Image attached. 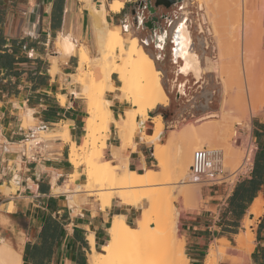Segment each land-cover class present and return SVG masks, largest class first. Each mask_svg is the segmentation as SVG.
Here are the masks:
<instances>
[{"label": "crops", "instance_id": "crops-1", "mask_svg": "<svg viewBox=\"0 0 264 264\" xmlns=\"http://www.w3.org/2000/svg\"><path fill=\"white\" fill-rule=\"evenodd\" d=\"M103 1L89 0L97 7ZM105 1L110 26L123 25L122 34L148 40L158 49L155 57H163L165 48H158L153 36L160 26L169 31L165 22L171 26L174 17L168 10L179 0L159 6L156 0H123L119 12L110 10L114 0ZM148 33L149 38H143ZM63 38L76 44L75 52L68 54L58 47ZM170 40L172 44L171 35ZM83 47L98 54L96 19L87 0H0V239L20 254L22 264H90L91 233L95 249L100 250L111 237L114 215L123 214L130 224L140 218L137 207L119 200L102 209L86 192H73L85 181V166L71 163V142H83L90 115L82 87L71 79ZM117 94L118 90L107 91L106 97L114 103L111 108L119 119L128 104ZM157 114L161 113L149 111L148 134L153 128L151 118ZM117 132L112 123L108 155L121 142ZM239 139L241 147L253 146L247 170L232 182L214 185L204 207L181 218L189 264H206L212 242L230 241L247 232L246 220L251 222L254 249L240 264H264V213L257 217L252 212L255 201L264 199V109L253 116L251 134ZM136 142L129 167L142 173L157 161L153 148L140 135Z\"/></svg>", "mask_w": 264, "mask_h": 264}, {"label": "bare ground", "instance_id": "bare-ground-1", "mask_svg": "<svg viewBox=\"0 0 264 264\" xmlns=\"http://www.w3.org/2000/svg\"><path fill=\"white\" fill-rule=\"evenodd\" d=\"M87 1L96 19L98 54L93 57L87 49L81 48L78 68L71 74L72 82L82 87L90 113L86 121L87 133L83 142L81 144L71 142V163L77 168L80 166L86 168L85 181L77 185L73 192L77 194L86 192L96 197L102 209L109 208L113 199L142 208L141 216L135 224L128 223L123 214L114 215L109 226L111 237L100 250L95 249L94 234L88 236L93 249L89 257L90 264H189L184 251L186 240L185 237L176 236L179 230L174 223L173 213L167 212L156 220V226H152L151 209L148 205L151 202L157 209L170 208L174 201L175 188L179 190L178 192L184 193L186 199L194 197L193 193L183 186L187 183H190L188 186L195 185L187 180L192 159L182 169L184 175L180 181L172 168L166 165L162 149V139L167 136L163 116L158 115L155 120L151 118L154 123L153 132L151 134L146 132L150 119L149 111L157 109L160 105L166 106L171 100L161 76L162 71L140 38L125 37L122 34L123 25L110 26L107 21L108 10L105 0L101 7ZM197 1L204 11V20L209 24L208 31L215 41V48H212L215 49L216 58L221 62L224 59L230 61V78L235 84H229L223 73H220L223 70H220L221 64L218 66L219 60L213 63L207 58L206 61L211 63L208 66L203 64L201 56L193 48V34L188 18L184 16L177 22L176 27L174 26L171 34V61L175 65L174 82L177 98L190 96L186 81L194 80L198 84L201 83L206 69L216 73L222 85L220 94L223 100L218 114L222 116L223 121L200 126L193 124L189 131L197 140V149L203 147L202 143L217 138L230 148L231 130L236 125L250 128L251 116L264 109V52H257L263 44L264 16L259 13L257 0ZM186 6L185 3L184 14H188ZM109 7L111 11L119 12L124 7V1H111ZM218 8H221V11H218ZM219 13L224 18L220 17V22H216L219 20L217 17ZM221 14L219 16H222ZM199 28L200 32L204 31L202 25ZM165 36L161 37L162 41L165 40ZM208 42L202 41V44L206 45L205 49ZM58 47L68 54L77 49L76 44L67 38L61 39ZM95 66L101 68L100 73L93 70ZM114 74L120 82L118 86L113 79ZM117 90L119 91L117 96L129 105L119 119L115 118L111 108L114 103L106 97L107 91ZM210 93L212 96L217 94L216 91ZM61 99L64 103L65 96L62 95ZM213 102L209 99L205 106L210 107ZM216 115L212 112L197 119L196 122ZM28 116L32 118L31 111ZM112 123L116 125L121 142L112 148V158L104 159ZM234 134L238 135V132L234 130ZM65 135L69 137L68 130ZM137 135H140L143 143L152 145L155 159L162 168H146L141 173L129 167L131 151L137 150ZM178 135L181 138L183 134H176L174 131L170 138L174 141ZM252 212L257 217L264 213L263 198L255 201ZM253 240L254 234L249 230L237 235V251L230 249L235 247H230L227 238L218 240L219 244L211 246L206 264H217V256L228 251H232V263H243L254 249ZM161 241L164 242L165 248L154 249ZM222 258L229 260L225 256ZM0 264H22L20 254L3 239H0Z\"/></svg>", "mask_w": 264, "mask_h": 264}, {"label": "rangeland", "instance_id": "rangeland-1", "mask_svg": "<svg viewBox=\"0 0 264 264\" xmlns=\"http://www.w3.org/2000/svg\"><path fill=\"white\" fill-rule=\"evenodd\" d=\"M179 1L180 3H184V5L185 3L187 4L186 10L188 14H184L183 12L184 8L181 9V6H178V4L170 6L168 12L170 13L171 16L174 17V19H173V24L171 26H168L169 24L165 22V26L169 30L168 31L169 38L166 44V48L162 50L163 57L160 59L155 57V55L158 52V49L153 47L152 45H147L146 48L149 51V53H151L155 57V60L157 62V67L162 71V75H161L162 79L171 96V100L167 106L160 105L158 107V110L155 109L157 112H160L161 114H157L152 119L155 120L158 115L163 116V120L165 123V134L167 135L162 139V149L165 155V160H166L165 162L168 167L172 168V170L174 171V174L178 177V180L180 181V179L184 175L182 173V169L184 168L186 164H188V161L192 159L193 153L195 150H197V146H198L197 140L195 139L194 136H193L194 138L192 137L189 129L193 127V124L196 126H200V124L205 125L208 123H212V124L221 123L223 119H222V116L218 114V112L220 110L223 97L220 94L221 87H222L220 83V80H221L220 77L216 73L210 72L208 69H206V72L204 73V79L201 83L198 84L194 80L186 81L188 82L187 87H188V93L190 96L183 98V99L177 98V90L175 88L176 83L174 82V77L176 76L175 65L172 63L171 56H170V46H171L170 35H171L172 27L175 25L176 21L181 20L182 18H184V16L188 18L187 21L190 25V29L193 34V40H194L193 48L196 52L199 53V55L201 56L202 62L205 66H208L211 62L214 63V61L216 62L217 60H219L216 58V53L214 49L215 41L212 35L208 31L209 24L206 22V20H204V11L199 7L197 3L198 1L197 0H179ZM257 1L256 3L259 5L258 6L259 13L264 16V0H257ZM144 10H145L144 13L148 15L147 9H144ZM218 11H221V8H218ZM220 14L221 13L218 14L217 17H219L218 18L219 20H217L216 22L218 21L220 22V17L222 19L224 18L222 14H221L222 16H219ZM200 25L204 27V31L202 32H200V28H199ZM263 33H264V26H263ZM123 34L125 37H128L126 33H123ZM132 35H136L138 36V38H140L139 35L137 34L131 33L130 36ZM143 38L148 39L149 33L146 36H143ZM202 41H207V42L209 41L208 47L206 49H205L206 45L202 44ZM262 43L263 44L259 47L260 49L259 48L257 49V52H264V35H263ZM76 54L78 55V52ZM90 54L94 56L96 53L90 50ZM207 58H210L211 60L210 63L209 61H206ZM219 64H221L220 70H223V72L220 71V73L221 74L223 73V76L227 79V82L229 84H235V82L230 78V73H231L230 72L231 69L229 65L230 61L224 59L221 62L219 60L218 66ZM93 70L96 71L97 73L101 72V68L99 66H95ZM113 76L116 79L117 84L119 85L120 82L118 80L117 75L114 74ZM213 91L217 92L216 96L211 95L210 92H213ZM175 92L176 94H174ZM187 98L191 100H187ZM209 99L214 101L210 105V107L205 106V104L208 102ZM127 108L128 107H126V109ZM212 112L217 114L216 117H212V118L210 117V118L204 119L203 121L196 122L197 119L208 116V114H211ZM252 119H253V116H251L250 118V124H251L250 128H247V126L236 125L233 128V130H231L230 139H229L230 148H227L226 145L219 138H217L216 140L210 139L207 141L208 143H202L203 147H208L209 149L217 150L219 152L220 157H221L220 177L226 178L225 182L227 183L234 181L242 172H245L251 163V160L247 161V159L249 158L251 159L253 157V146L251 144L250 147L246 145L244 147H241L240 146L241 141L239 138L244 133L247 135L251 134ZM151 124L153 127L154 123H151ZM150 130L153 132V128H151ZM184 130H187L186 133L189 132L190 134L187 133V135H185L186 133H181ZM234 130L238 132V135L234 134ZM174 131L176 134L177 133L183 134L182 135L183 137L181 136V138L183 139H181L180 135H178L177 138H175V140L173 141V139L170 138L171 137L170 134H172ZM66 136L67 138H69L68 135ZM169 138L172 144L170 143ZM149 145L152 148V145L151 144ZM111 155H108L105 153L104 159H111L112 158ZM160 168L162 167L158 164V162H156L155 165L153 166V169H160ZM84 172H85V176H84V180H85L86 179V168ZM188 182L190 181L188 180ZM188 184L190 183L184 184L183 186L184 187L186 186L190 190V192L193 193L194 197L192 198L186 199L183 196L184 193L182 194V192H178L179 190L175 188L173 192L174 201L172 205L170 206V208L165 207L163 209H159V208L157 209L155 208L154 205H152L151 202L148 203L149 209H151L152 226L157 225L156 220L158 218H161L163 215H166L167 212H171L173 213V218L175 220L174 223L176 224L177 229L179 230L176 236L185 237L183 234L182 228H181L182 216L187 211L204 207L205 199H206L205 196L208 193V190L213 187L206 183H200V184L189 185V186ZM85 196L96 198V197L87 195L86 193H85ZM116 200H119V199H116ZM137 209H138L137 214L140 217L142 208L137 207ZM136 222L132 221L131 224H135ZM246 223L248 224L249 221L246 220L244 222V225L247 227V231L249 230L251 232V230L249 229V225L251 224V222L248 225H246ZM236 237L237 236H234L233 238L230 239V247H235V248L229 247L230 249H233L232 251H234L237 246ZM175 242L177 244L178 239H176ZM176 244L173 245L175 252H176ZM216 244H219L218 240L212 242V245H216ZM164 248H165V244L162 241L159 242V244L154 247V249H157V250H161ZM184 251L186 253V244H185ZM235 251H237V249ZM229 252L230 251H228V253L217 256V260H218L217 264H220L221 262H225V261L232 262L231 257L233 258V256H231L232 253L231 252L229 253ZM222 256H225L226 258L228 257L229 260H223Z\"/></svg>", "mask_w": 264, "mask_h": 264}, {"label": "built area", "instance_id": "built-area-1", "mask_svg": "<svg viewBox=\"0 0 264 264\" xmlns=\"http://www.w3.org/2000/svg\"><path fill=\"white\" fill-rule=\"evenodd\" d=\"M141 40L145 43V39ZM250 160V158L247 159V161ZM220 172L221 157L217 150L203 147L194 151L188 174V180L191 183H206L210 186L221 184L226 178L220 177Z\"/></svg>", "mask_w": 264, "mask_h": 264}, {"label": "flooded vegetation", "instance_id": "flooded-vegetation-1", "mask_svg": "<svg viewBox=\"0 0 264 264\" xmlns=\"http://www.w3.org/2000/svg\"><path fill=\"white\" fill-rule=\"evenodd\" d=\"M175 2V1H174ZM173 2V3H174ZM178 6H181V9L184 7V3H178ZM138 18H139V21H143L142 20V16H138ZM171 17L169 16L168 17V20L170 19ZM179 21H181V20H179ZM178 21V22H179ZM177 25V24H176ZM176 25H175V27H176ZM159 30V31H158ZM163 35H166L165 36V40H161V37H163ZM153 39H154V43L156 44V46L158 47V48H166V44H167V41H168V32L164 29V27L163 26H160V27H157V30H156V34L153 36ZM145 44H149V41L148 40H145ZM147 45H145V47L147 46ZM170 53H171V46H170Z\"/></svg>", "mask_w": 264, "mask_h": 264}, {"label": "water", "instance_id": "water-1", "mask_svg": "<svg viewBox=\"0 0 264 264\" xmlns=\"http://www.w3.org/2000/svg\"><path fill=\"white\" fill-rule=\"evenodd\" d=\"M174 0H156L155 6L159 5H170ZM153 9V8H151Z\"/></svg>", "mask_w": 264, "mask_h": 264}]
</instances>
